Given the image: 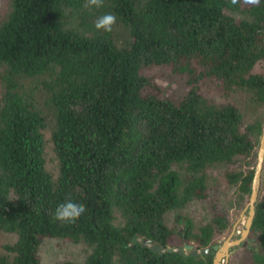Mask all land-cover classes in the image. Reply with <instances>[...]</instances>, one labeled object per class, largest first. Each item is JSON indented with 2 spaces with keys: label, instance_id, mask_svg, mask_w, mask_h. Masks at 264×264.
I'll list each match as a JSON object with an SVG mask.
<instances>
[{
  "label": "trees",
  "instance_id": "16d2710c",
  "mask_svg": "<svg viewBox=\"0 0 264 264\" xmlns=\"http://www.w3.org/2000/svg\"><path fill=\"white\" fill-rule=\"evenodd\" d=\"M85 3L9 0L0 13V230L14 235L0 264H45L46 238L88 248L51 264H212L233 225L214 182L245 205L264 127V0ZM105 13L117 17L111 33L95 28ZM155 66L184 79L179 102L154 84ZM69 197L87 210L62 223L54 213ZM198 202L208 218L195 223L181 211ZM235 248L232 263L264 264V191Z\"/></svg>",
  "mask_w": 264,
  "mask_h": 264
},
{
  "label": "rangeland",
  "instance_id": "374dc122",
  "mask_svg": "<svg viewBox=\"0 0 264 264\" xmlns=\"http://www.w3.org/2000/svg\"><path fill=\"white\" fill-rule=\"evenodd\" d=\"M7 1L9 0H0V13L2 12V7L7 4ZM148 73L149 75L153 76V81L156 86H162L164 88L165 95L169 97L170 100H172L173 102L180 101L182 95L186 92L187 89L184 79L182 77L173 74L168 66L152 67L150 68V71ZM233 98L237 99L238 104L242 107V110L244 111L243 114L245 118L248 119V117H250L251 115L250 111H248V107L244 106L242 103L245 100L244 95L237 91L233 94ZM44 139V155L46 160L45 166L53 175H56L58 171V162L52 149V144L50 141V130L44 131ZM219 178L220 179H216L214 182V186H219V194L216 199L218 200V204H220L222 207L224 206V211L229 215L231 221H233V225L231 227L230 232L226 236L216 238V244L214 245H220L230 234H232V238H238L247 216V211L244 208L248 201L240 210H237L234 207V201L236 200V196L234 194V187H231L228 183H226L221 175ZM263 191L264 162L260 184V196ZM207 204V202H198L191 204L187 206L184 210H182L181 214L191 218L192 221L195 223L204 222L208 218ZM174 214L175 212L170 213L169 216H167V222L171 226L176 225L174 220ZM234 225L235 227L233 228ZM13 240V234L6 233L0 230V252L2 251L3 244L11 243ZM87 249L88 248H86V246L82 243L75 244L60 239L46 238L43 240L39 247V256L41 258V261L45 264H51L62 259H71L73 261L81 262ZM237 251V248L233 247L232 252L228 256V258L222 262V264H234V262L232 263V260L234 259V253H236Z\"/></svg>",
  "mask_w": 264,
  "mask_h": 264
},
{
  "label": "water",
  "instance_id": "95a60500",
  "mask_svg": "<svg viewBox=\"0 0 264 264\" xmlns=\"http://www.w3.org/2000/svg\"><path fill=\"white\" fill-rule=\"evenodd\" d=\"M263 162H264V127L262 134L259 140V146L257 149L256 155V164L254 168V173L251 182V191L249 195L248 202L245 206V210L247 211V216L244 222V226L240 232L238 238H232V234H230L220 245H213L214 254L212 258V264H222L225 261L230 253L232 252V248L242 244L243 246L246 244V238L251 228L252 220L255 214V206L259 201L260 197V184L263 173ZM235 225L233 226V228ZM234 230V229H233ZM137 238L133 237V242H136ZM148 241L144 239L142 241L143 246H147ZM152 249L154 251L161 252L160 247L155 244ZM169 251H172L173 248H168ZM185 250H191L192 255H197L198 251L192 250V245L184 244L183 248L180 249V252L183 253ZM209 252V248H205L201 250V253L205 254Z\"/></svg>",
  "mask_w": 264,
  "mask_h": 264
},
{
  "label": "clouds",
  "instance_id": "9594fccd",
  "mask_svg": "<svg viewBox=\"0 0 264 264\" xmlns=\"http://www.w3.org/2000/svg\"><path fill=\"white\" fill-rule=\"evenodd\" d=\"M249 5H259L261 0H244ZM104 6V0H86V8L100 9ZM117 25V17L112 13L100 15L95 28L106 33H111ZM86 206L82 203L74 202L70 197L61 203L54 213V219L62 223H75L86 212Z\"/></svg>",
  "mask_w": 264,
  "mask_h": 264
}]
</instances>
